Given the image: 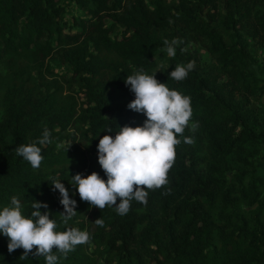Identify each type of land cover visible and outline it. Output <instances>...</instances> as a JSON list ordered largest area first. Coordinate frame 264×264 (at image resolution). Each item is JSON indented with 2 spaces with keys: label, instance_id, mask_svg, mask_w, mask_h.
<instances>
[{
  "label": "trees",
  "instance_id": "16d2710c",
  "mask_svg": "<svg viewBox=\"0 0 264 264\" xmlns=\"http://www.w3.org/2000/svg\"><path fill=\"white\" fill-rule=\"evenodd\" d=\"M67 7L74 8L70 20ZM173 38L183 43L156 79L191 97L190 123L199 126L178 137L168 184L148 190L147 204L133 200L123 216L114 207H92L69 184L71 177L97 172L106 179L97 152L106 128L114 135L146 119L128 109L134 94L124 80L141 68L154 73L155 56L165 53L163 41ZM249 40L264 44V0H0V56L28 54L36 69L32 77L19 66L13 81L0 88V210L16 196L29 216L35 200L49 206L40 211L52 213L57 230H87L90 243L76 246L58 264H264L261 179L244 148L263 134L253 129L251 99L264 95V75H255ZM192 43L212 61L200 60ZM53 55L69 73L60 75L64 95L44 75ZM190 61L195 68L186 79L169 78L177 64ZM73 84L84 98L80 104ZM45 127L52 143L38 145L44 159L34 169L15 149L37 141ZM232 153L247 170H232ZM52 179L76 200L78 215L68 225L59 218L64 209ZM237 201L254 207L245 216ZM99 218L103 227L94 223ZM7 246L0 234V264H46L42 256L20 259L23 249L10 254Z\"/></svg>",
  "mask_w": 264,
  "mask_h": 264
},
{
  "label": "clouds",
  "instance_id": "9594fccd",
  "mask_svg": "<svg viewBox=\"0 0 264 264\" xmlns=\"http://www.w3.org/2000/svg\"><path fill=\"white\" fill-rule=\"evenodd\" d=\"M182 43L178 38L165 39L160 51L174 58L176 48ZM194 68L195 61L177 64L169 78L182 81ZM156 73L149 74L141 68L124 80L134 94L128 109L144 115L146 119L142 126L119 127L114 135L111 127L106 128L105 133L108 134L100 138L97 145L98 163L106 179L97 172L87 176L78 173L71 177L69 184L75 185L72 187L81 201L92 207L99 210L114 207L117 214L123 216L129 212L133 200L147 204L148 190L168 184V172L175 161L176 147L181 143L178 137H182L187 128L195 131L199 126L198 122L190 123L193 115L191 97L170 89L167 83H161L156 79ZM51 135L45 127L41 138L30 144H20L15 149L16 154L29 162L32 168L38 169L44 159L38 145L52 143ZM183 142L191 144L193 140L184 137ZM57 147L61 148L63 144H57ZM51 185L54 191L59 192V202L64 209L59 218L68 225L78 215L76 200L70 198L68 189L59 179H52ZM48 207L46 203L33 200V210L26 216L20 199L13 196L10 204L0 210V234L8 238L10 254L23 249L20 259H27L31 254L44 257L46 264H58L59 259H66L76 246L90 243L91 236L87 230L81 231L76 227L57 230L58 224L52 213L40 211ZM94 223L104 226L102 218Z\"/></svg>",
  "mask_w": 264,
  "mask_h": 264
},
{
  "label": "rangeland",
  "instance_id": "374dc122",
  "mask_svg": "<svg viewBox=\"0 0 264 264\" xmlns=\"http://www.w3.org/2000/svg\"><path fill=\"white\" fill-rule=\"evenodd\" d=\"M74 11L73 7H67V12L65 14V18L69 19V14ZM75 14H79V11H75ZM248 51L250 56L253 57V65L255 68V75L259 78L264 75V69H262V63L264 61V44L256 43L255 41H248L247 44ZM191 51H194L198 54L199 59L204 61L205 63L212 61L208 53L202 48V46L197 43L191 44ZM167 54L161 53L155 56L156 66L153 68V72H160L161 68L165 67ZM56 55H53L51 58L47 60L50 72H45V78L50 83H57L60 86L61 95H64L68 90L65 87V83L60 79V75H64L65 78H68L69 73L65 70L63 66H61L56 60ZM19 66L25 67L26 73L31 74V76L35 77L36 69L35 65L31 60V57L28 54H14V53H6L0 56V88H3L5 85L10 84L13 81V73ZM261 84V81H257L255 86L258 87ZM73 94L77 103L80 104L84 99L82 94L79 91H75L76 85L73 84ZM252 105H254L255 111L257 112V117L252 120L253 129L255 132L261 131L262 135L258 137V140L250 141L244 144L245 150L249 154L245 156L246 160H253L255 162V172L254 175L258 176L261 179V184L258 185V189L260 192V198H264V95L260 98L251 99ZM2 105L0 104V110ZM236 153H232L227 156V161L232 168L233 171H242L247 170L248 166L243 164L236 157ZM241 156H244L241 154ZM258 162V163H256ZM227 177L229 180H232L231 173L227 172ZM243 183L246 182V178L242 180ZM219 202L215 204L214 210L212 212V216H215L216 211L219 209ZM236 207L242 211V213L247 216V211L254 206L248 207L243 202L237 201ZM261 220L264 223V210L261 213ZM216 242V240L214 239Z\"/></svg>",
  "mask_w": 264,
  "mask_h": 264
}]
</instances>
